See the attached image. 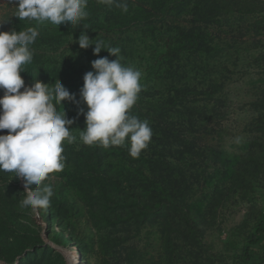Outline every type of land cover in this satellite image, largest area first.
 <instances>
[{"label": "trees", "instance_id": "1", "mask_svg": "<svg viewBox=\"0 0 264 264\" xmlns=\"http://www.w3.org/2000/svg\"><path fill=\"white\" fill-rule=\"evenodd\" d=\"M127 4L123 12L88 0L89 15L78 24L21 21L15 0L0 15V31L39 32L30 45L33 59L20 73L25 85L37 79L52 87L59 79L79 102H63L76 140L62 142L65 167L49 174L54 194L46 211L21 208L23 180L0 171V264H66L59 247L76 249L85 264L95 254L103 264H215L220 255L212 252L207 232L235 196L251 202L264 190V89L251 104L257 116L246 152L230 162L221 146L204 143L226 114V82L237 73L227 62L237 64L242 42L264 35V0ZM83 32L119 47L122 65L142 72V91L129 111L149 122L152 136L138 158L129 155L127 142L104 148L79 138L86 126L80 109L87 111L80 98L83 65L116 59L106 50L94 55L95 45L65 58L63 46ZM81 59L86 61L76 66ZM254 59L264 61V54ZM253 214L254 226L233 264H264V212ZM247 224L232 234L241 237Z\"/></svg>", "mask_w": 264, "mask_h": 264}, {"label": "clouds", "instance_id": "2", "mask_svg": "<svg viewBox=\"0 0 264 264\" xmlns=\"http://www.w3.org/2000/svg\"><path fill=\"white\" fill-rule=\"evenodd\" d=\"M16 14L21 21H50L78 24L89 13L88 0H15ZM128 11L127 0H98ZM3 24V23H0ZM39 32L34 27L25 30L0 31V171L14 173L24 182V198L21 208H30L33 214L47 210L51 204L53 187L46 183L49 174L65 167L62 142L73 143L71 134L73 119H68L63 102H76L75 94L55 79L52 87L34 79L26 86L21 76L23 66L33 59L30 48ZM73 39V37H72ZM81 49L92 45L93 54L99 57L102 50L116 57H99L91 61L94 71L83 77L80 98L87 111L80 109L85 117V128L79 138L85 145L99 144L104 148L129 145V155L138 158L148 147L152 136L149 122L130 113L142 91V72L124 66L120 60L119 47L105 46L101 39H90L84 32L77 41ZM72 42V43H73ZM62 63V61H61ZM46 71V70H45ZM23 89V91H21ZM63 110L58 111L57 106ZM10 182V181H9ZM80 258V256H79Z\"/></svg>", "mask_w": 264, "mask_h": 264}, {"label": "rangeland", "instance_id": "3", "mask_svg": "<svg viewBox=\"0 0 264 264\" xmlns=\"http://www.w3.org/2000/svg\"><path fill=\"white\" fill-rule=\"evenodd\" d=\"M10 0H0V15L8 12ZM93 37V36H92ZM89 36L90 39H93ZM78 37L70 38L61 52L65 58H71V54L80 56L81 52L86 49H81L77 41ZM248 42V38H244ZM73 42V43H72ZM93 46V45H92ZM90 46V48H92ZM242 60L234 64H227L235 69L237 73L226 82V95L228 104L225 107L226 114L221 119L218 126V133L213 137H207L204 140L208 145H219L226 152V158L230 162L235 160L239 154L247 151L253 140V134L250 131V124L256 118L257 111L252 108L251 104L257 99V96L264 89V61L256 62L255 57L264 54V35L251 38L249 43L242 42ZM89 49V48H87ZM81 51V52H80ZM232 49H230V53ZM86 59V58H85ZM83 61H77V65H82ZM86 66V73L94 71L91 65ZM3 96V89H0V97ZM228 165V164H227ZM251 202L240 200L238 197L229 202L227 208L224 209L219 224L217 227L209 230L206 234V241L212 247V252L220 255L215 258V264H233L236 257L240 254L241 246L245 244L244 237L248 235L251 228L254 226V212H264V190L258 189L252 196ZM247 219L248 227L242 229V242L238 244L241 237L232 233L244 223ZM38 222L44 224L38 219ZM229 245H234V248ZM63 251L66 264H75L71 256V251L76 252V249L60 248ZM79 255V254H78ZM217 256V255H216ZM104 258L100 254H95L89 259L90 264H103ZM113 264L117 260L112 261ZM76 264H85L80 258Z\"/></svg>", "mask_w": 264, "mask_h": 264}, {"label": "bare ground", "instance_id": "4", "mask_svg": "<svg viewBox=\"0 0 264 264\" xmlns=\"http://www.w3.org/2000/svg\"><path fill=\"white\" fill-rule=\"evenodd\" d=\"M70 253H71V256L73 258L74 263L76 264L77 263V259L79 258L78 252L77 251L76 252L71 251Z\"/></svg>", "mask_w": 264, "mask_h": 264}, {"label": "water", "instance_id": "5", "mask_svg": "<svg viewBox=\"0 0 264 264\" xmlns=\"http://www.w3.org/2000/svg\"><path fill=\"white\" fill-rule=\"evenodd\" d=\"M48 243H50V242H48Z\"/></svg>", "mask_w": 264, "mask_h": 264}]
</instances>
